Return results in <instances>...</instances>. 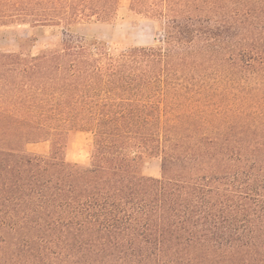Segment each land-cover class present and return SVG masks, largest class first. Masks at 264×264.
Wrapping results in <instances>:
<instances>
[{
	"label": "trees",
	"instance_id": "obj_1",
	"mask_svg": "<svg viewBox=\"0 0 264 264\" xmlns=\"http://www.w3.org/2000/svg\"><path fill=\"white\" fill-rule=\"evenodd\" d=\"M122 1L0 0L30 28L0 53V264H264V0ZM122 12L152 46L32 53ZM75 132L88 164L64 159Z\"/></svg>",
	"mask_w": 264,
	"mask_h": 264
},
{
	"label": "rangeland",
	"instance_id": "obj_2",
	"mask_svg": "<svg viewBox=\"0 0 264 264\" xmlns=\"http://www.w3.org/2000/svg\"><path fill=\"white\" fill-rule=\"evenodd\" d=\"M123 5L127 2L122 1ZM35 33L46 37L41 38L32 53L38 54L42 50L49 48L56 41L52 34L65 38L67 35L75 38L100 41L114 50H123L131 47H148L154 44L156 37V26L147 19L129 16L122 12L115 20L109 23H81L76 27L75 33L60 32L59 28L43 29ZM30 34L28 25L15 20H2L0 22V53L12 54L19 51V40L26 39ZM24 48L28 44L23 42ZM92 135L87 132H75L69 139V146L64 152V159L70 163L88 164L90 159V148ZM27 151L35 154H48L50 152V142L30 144ZM142 172L146 176L160 178V161L158 159H146Z\"/></svg>",
	"mask_w": 264,
	"mask_h": 264
}]
</instances>
